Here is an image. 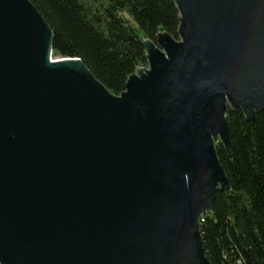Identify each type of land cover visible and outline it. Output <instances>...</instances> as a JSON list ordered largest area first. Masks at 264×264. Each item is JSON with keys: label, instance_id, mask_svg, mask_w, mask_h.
Here are the masks:
<instances>
[{"label": "water", "instance_id": "water-1", "mask_svg": "<svg viewBox=\"0 0 264 264\" xmlns=\"http://www.w3.org/2000/svg\"><path fill=\"white\" fill-rule=\"evenodd\" d=\"M174 2L179 41H144L114 96L52 56L30 0H0V264H210L226 109H264V0Z\"/></svg>", "mask_w": 264, "mask_h": 264}, {"label": "trees", "instance_id": "trees-1", "mask_svg": "<svg viewBox=\"0 0 264 264\" xmlns=\"http://www.w3.org/2000/svg\"><path fill=\"white\" fill-rule=\"evenodd\" d=\"M49 25L52 56L81 60L114 96L136 68H148L144 41L164 32L179 41L174 0H30ZM146 55V56H145ZM232 156L215 153L229 181L199 220L210 264H264V109L247 121L227 107Z\"/></svg>", "mask_w": 264, "mask_h": 264}, {"label": "rangeland", "instance_id": "rangeland-1", "mask_svg": "<svg viewBox=\"0 0 264 264\" xmlns=\"http://www.w3.org/2000/svg\"><path fill=\"white\" fill-rule=\"evenodd\" d=\"M55 58V57H54Z\"/></svg>", "mask_w": 264, "mask_h": 264}]
</instances>
